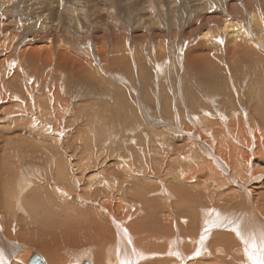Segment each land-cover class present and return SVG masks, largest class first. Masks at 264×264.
Segmentation results:
<instances>
[{
  "label": "rangeland",
  "instance_id": "rangeland-1",
  "mask_svg": "<svg viewBox=\"0 0 264 264\" xmlns=\"http://www.w3.org/2000/svg\"><path fill=\"white\" fill-rule=\"evenodd\" d=\"M31 1L26 0L22 3L18 1L19 5L15 8V12L13 10L1 13H4L3 15L7 17L8 21H13L16 17L23 21L30 17L38 20L42 15H45V20L53 21L51 24L53 27L57 26L59 22H65L67 26L68 7L73 0ZM149 1L156 7L152 6L151 8L148 4ZM79 2V11H82L80 20L88 24L87 32L90 33V40L93 41L94 37L95 40L100 41L102 40L101 35L105 33L108 35L107 43H109L110 56H125V58L122 57V61H126V59L128 61L120 66L121 63L116 64L117 66L113 64L111 67L108 64L105 65L107 72L108 69L111 70L108 73L102 72L101 66L98 67L101 71L99 72L100 78L99 75L95 76L96 78L83 77L73 71H68L66 74L67 97L69 99L76 97L77 100H80L76 101L78 104L80 103L79 105L71 104L72 107L70 106L68 109V111L71 109L70 114L73 113L70 124L73 125L72 129L74 127L86 129L87 133H84L89 135L81 134L83 136L79 139L83 143L79 144V150L75 151L66 147L64 143L58 142V140L62 142L65 137L57 132L59 129L51 120L59 110L44 108L47 111L46 114L53 113V116L45 117L46 114L41 109L39 111L32 109L29 102L22 97L23 94L16 90L19 88L18 90L26 93V89L23 88L26 79L17 78L13 74L15 72L14 65L3 66L2 74L0 71V101L6 92L11 96L22 94L17 104L25 109L17 111L15 114L12 109L4 107L10 105L12 99L5 100L9 103L0 106V109L3 110V113H0V129L4 130L3 134L6 133L1 137L0 155L10 157L9 163L11 164L8 167L10 169L8 175L3 178L7 183L12 180V185L8 184V187L12 186L16 190L17 173L19 174L21 166L23 168L34 167L29 170V186L23 192L24 197L20 201V206L16 202H12L11 189L8 191L0 189V224L6 229L5 232L1 231L3 238L27 248H35L41 254L43 253L40 249L44 252L45 248L51 245L66 259L68 258L66 250L68 252L79 250L85 255L95 251L93 256H84L82 259H88L92 264H98L95 254L102 250L105 251L112 242V246L116 245L118 236L115 225H117L127 227L133 235H139L136 243L146 249V257L139 264H182L184 259L191 261V264H247L240 248L241 243L238 241L240 239L237 236L233 237L234 240L229 236L220 237L221 234L234 235L227 230H213L206 253L202 248L203 244L198 247L202 235L200 211L206 208H213L215 211L227 209L228 201L222 194L233 187L240 188L230 179L224 178L223 165L216 163L213 157L214 163L211 161L212 148L209 146L215 144L214 148H216V145L221 144V147H231L229 137L226 134L224 140L221 136L219 140L222 142L216 141L211 145H208L212 142L209 139L200 140L198 143L201 147L195 146L191 150L186 147L184 155L173 151V147L183 146V138L195 141L197 134H205L204 136L208 137L209 126L214 128L213 134L219 132L217 126L206 123L205 118L208 120L210 115L203 114L202 110H198L200 109V105H197L199 103L193 102L191 99L198 95H202L206 99L208 97L209 100H204V103H208L201 104L202 107L210 108L209 105L217 101L215 106L221 112L231 109L233 106L231 101L223 100L227 98L225 95L233 97L235 94V99H237V94H241L239 89L241 86L243 96L248 95L251 107L248 106L247 109L246 104L243 111L241 110L239 113L245 116V112H248L253 121L252 125L263 129L264 132V52H262L264 50L256 46L258 56L253 54V56L244 57L234 56L220 49L221 56L217 63L221 66L231 63L230 69L227 68L228 72L225 73H222L220 69L216 74L217 78L208 76L205 77L207 79L199 76V67L192 59L195 51L190 53V49L203 48L206 32L211 31L217 34L219 27L221 33L224 31H222L226 22L223 21L224 18L233 20L235 23H238V20L243 23L244 19L245 28L249 30L251 27L252 29V16L264 20L262 17L264 16V9H262L264 0H133L131 5H136L133 7L135 13L128 12V8L124 9L122 6V2H117L118 9L117 13H113H116L114 19L108 17L104 1L80 0ZM85 6H87V10H85ZM255 7L258 9L257 11ZM225 10L228 12L223 13ZM238 10L240 12L244 10V14L240 15ZM250 11L253 14L248 13ZM85 20H88L90 24ZM237 26L239 25H235L233 29L238 30ZM103 29L104 31H102ZM252 30L256 29L253 27ZM37 31L33 28L34 34ZM60 33L62 35L63 32ZM219 37L218 41L210 44L214 45L219 42L218 44L221 46L225 45L223 44L226 40L225 35H219ZM166 44L168 46H165ZM161 45L165 49L167 48V56L166 59L160 58L161 60L157 61L155 55ZM117 48L120 51L115 53ZM79 55L82 60L84 58L85 60L92 59L90 55H84L83 52H79ZM156 61L160 63L158 64ZM9 69L12 70V73ZM35 69L23 70L28 73L27 79L37 80V76L32 73ZM38 73L42 74L43 72ZM15 77L19 81L16 79V82L12 83V79ZM93 79L98 82L96 83ZM221 80L225 82V89L219 82ZM46 84L50 85L48 81ZM235 85L239 89L237 94L233 89ZM189 87H196L195 89H199L204 94H195L192 89L190 91ZM34 99L37 102V96ZM51 104L54 105L52 102ZM180 105L187 114L185 118L175 117L171 114L174 110L182 112ZM22 106L28 109L26 110ZM195 107L196 109H194ZM72 108H75L76 111L73 112ZM194 110H196L199 119L202 117L199 125L191 116ZM9 111L13 112V116L11 114L7 121ZM208 112L216 115V118L212 120L218 121L219 112L211 109ZM240 114L234 113V118L228 122L237 119L243 121V125H245L244 121L248 120H245ZM9 122H11L9 125H4ZM187 122H190L188 126H191V123L199 126L193 124L195 131L192 132L190 138L184 135L190 133ZM216 129L218 132H215ZM154 132H160L165 137L147 136ZM58 135H61L62 138H59ZM177 139L179 141H176ZM52 140H56L55 144L59 143L60 145V150L57 153H53L51 150ZM74 141L76 142V140ZM35 153H46L45 159L48 160L36 159L34 156L37 154ZM23 155L25 158L22 157ZM28 156L31 158H27ZM18 158L21 159L19 162L16 160ZM56 163L62 165L63 172L59 173L65 174L60 180L57 173V175L53 174ZM2 171L1 169L0 173ZM203 174H206L205 178H203ZM227 175L225 174V176ZM34 177L37 178V181ZM238 182L242 186L244 179L239 177ZM234 184L235 186H233ZM102 190L107 193L100 194ZM2 192H6L7 202L4 200ZM260 194L258 201L261 202L264 201V190ZM235 200L233 198L234 203ZM234 208L239 207L234 206ZM104 226L107 228L106 230H104ZM7 230L10 232V236ZM58 234L61 235L60 241L57 240ZM178 235L185 241L183 254L172 256L168 254L167 243ZM107 236L108 241L105 243ZM70 243H74L75 246ZM112 246L109 250L112 249ZM207 253L208 255H205ZM0 260L2 261L0 263L3 264L4 258ZM104 264H107L105 259Z\"/></svg>",
  "mask_w": 264,
  "mask_h": 264
},
{
  "label": "bare ground",
  "instance_id": "bare-ground-1",
  "mask_svg": "<svg viewBox=\"0 0 264 264\" xmlns=\"http://www.w3.org/2000/svg\"><path fill=\"white\" fill-rule=\"evenodd\" d=\"M18 1L20 3H22L23 1H26V0H0V71L1 70L4 71V69H2V68H3V66H5L7 64H9L11 66L14 65L15 66V72L13 74H15L17 78L21 77V78L26 79V82L23 86V88L26 89V93H24V91H22V90H18L19 88H16V90L23 94L22 97H24V99H26V101L29 102V106L31 105L33 107L32 109H35L37 111H39V109H41L45 114L47 113V111L44 108H46L48 110H50V109L52 110L53 108L59 110L57 112V114H54V116L52 115L53 113H48L45 115V117L48 115H52L53 120H51V121L53 123H55L56 127L59 129V130H57V132L61 135H64L62 137H65V139L62 142L58 140V142L64 143L66 147L71 148L73 151L79 150L78 145L83 143V141L80 142L81 140L79 139V137L83 136V135H81L82 133L85 134L84 132H86V129H77L78 127H74V129H72L73 125L70 124L71 119H72L71 114H73V113L70 114L69 111L71 109L69 111H68V109L70 108V106L72 107L73 104L79 105L80 103L78 104L76 101H80V100H77L76 97H73L71 99H69V97H67V95H66L67 88L65 85L66 74L68 73V71H73V72L79 73L83 77L96 78L97 75H99V72H101L100 70H102V72H107L106 68L104 67L105 65L108 64L111 67V65H113V64L116 65L118 63H121V64H119V66H120V65H124L128 60L126 59V61H122L123 60L122 57L125 58V56H120V55L115 56V57L110 56L111 52H110L109 46H108L109 43H107L108 35H105V33L103 35H101L102 40L98 39L100 41L95 40L94 37L92 38L93 41L90 40L91 39L90 33L87 32L88 31L87 30L88 24H85L84 22H81V20H80V16L82 13V11H79V9H80V5H79L80 2L79 1L80 0L79 1L73 0L72 3L69 5V7H68L69 12L67 13L69 15V19L67 22V26H66L65 22H59L57 24V26H55V27H53L51 25V24H53V21L45 20V18H44L45 15L44 16L42 15V17H40L41 19L39 18L38 20H35L34 17H33L34 19L30 17L29 19L23 21V19L21 20V19L16 17L15 20L8 21V19H6L7 17H5V15H3L4 13L2 14L1 12L2 11L3 12L13 11V10L15 12V8L19 5ZM28 1L30 2L31 0H28ZM101 1H104V7L108 11V17L111 19L112 18L114 19L116 16L117 9H118V7L116 6L117 2H122V6L124 7V9L128 8V10H127L128 12L133 11V13H135V9H133V7L136 5H134V6L131 5L133 0H109V1L108 0H101ZM31 3H32V1H31ZM212 3H214V2H212ZM148 4L150 5L151 8H152V6L156 7V6L152 5L153 3L151 1H149ZM198 4H201V3H198ZM11 5H14V6H11ZM51 5H52V3H51ZM86 7L87 6H85V10H87ZM256 7H257V5H256ZM256 7H255V10L257 11L259 9V7H257L258 9ZM160 8H161V6H160ZM250 9H251V7H250ZM262 9H264V5H263ZM85 10L83 12V15L85 13ZM247 10H249V9H247ZM16 11H19V10H16ZM238 11L240 12V10H238ZM243 11L240 12V15L244 14ZM253 11H254V9H253ZM34 12H37V11L34 10ZM64 12H66V11H64ZM114 12H116V13L113 14ZM227 12L228 11L225 10V12H223V13H227ZM234 12H235V9H234ZM239 12H237V13H239ZM220 13L222 14V12H220ZM248 13L253 14V12H251V11ZM22 14H24V13L22 12ZM88 14H89V12H88ZM261 14H260V17H261ZM18 15H19V13H18ZM31 16H33V15L31 14ZM255 16H256V14H255ZM88 17H90V16H88ZM229 17H230V14H229ZM239 17H241V16H239ZM239 17H237V18H239ZM248 17H249V15H248ZM262 17H264V16H262ZM8 18L10 19V17H8ZM52 19H53V17H52ZM257 19L252 16V24L251 25L256 29L255 31L252 30L253 27H252V29L250 27L249 30L245 28L244 19H243V23H244L243 24V23H241V21L239 22V20H238V23H235V22H233V20L231 21L228 18H224L223 21H226V22L224 23L225 28L223 27L224 29H222V31L223 30L224 31L222 33L220 31V29H221L220 27L218 28L219 33H217V34L214 32H211V31L206 32V35L204 36L205 40H206V41L204 40L205 44H203V42H202V44L204 45V46H202L203 48L202 49H196V50L190 49L191 54L195 51V53L192 55V59L195 61L196 65L199 67V76H201L203 78L208 77V76L209 77H216L217 76L216 74L218 73V71L220 69H221L222 73L228 72L227 68L230 69L231 63H228L226 66H221L217 63V60H219L220 56H221V54L219 52L220 49L225 50L234 56L249 57V56H253V54L255 56H258L257 54H259V53H257L258 51L256 50V46H259L261 49L264 50V20H260V19L257 20ZM85 21H87L89 23L88 20H85ZM227 22H229V23L226 24ZM136 24H137V22H136ZM235 25L240 26V27L237 26V28H239L238 30L233 29V27H235ZM215 26H217V25H215ZM33 28L35 30L36 29L38 30L35 34L33 33ZM209 28L210 27L208 25V29ZM102 31H104V29ZM203 31H204V29H203ZM59 32H63L62 35H61V33L59 34ZM203 34H205V33H203ZM223 34L225 35L224 38L226 40L224 41L225 43H223V42L222 43L225 45L221 46L220 44H218L219 42L215 43L214 45L210 44V43L216 42V40L218 41V39H220L219 35L223 36ZM121 38H123V37H121ZM125 41H126V39H125ZM123 42H124V40L122 41V43ZM93 44H95V46H93ZM216 44H218V45H216ZM161 46H160V49L158 48L159 50L157 51V53L155 55V58L157 59V61L161 60L162 58L166 59V56H167V50H166L167 48L165 49L164 46H162V47ZM165 46H168V45L166 44ZM206 50H208V51H206ZM258 50L260 51V49H258ZM119 51H120V49L117 48V51H115V53L119 52ZM79 52H83L84 55H88V56L90 55L92 59H87V60H85V58H84V60L80 59ZM262 52H264V51H262ZM115 53H114V55H116ZM80 54L82 55V53H80ZM125 55H127V54H125ZM168 55H170V54H168ZM115 59H117L118 61H116ZM141 60H142V58H141ZM138 61H139V58H138ZM154 62H155V60H154ZM100 66H101V68H100ZM98 67L100 68V70ZM32 68H36L35 71H33L32 73L37 76L36 77L37 80H32V79L26 78L28 73H26L25 71H29ZM129 68H131V67H129ZM120 69H122V68H120ZM5 70H7V69H5ZM23 70H25V71H23ZM9 71H11V73H12L11 69H9ZM109 71H111V70L108 69V72ZM38 72H43V73L41 74ZM1 74H2V71H1ZM186 74H184L185 77H186ZM70 76H71V74H70ZM16 77L12 79V83L16 82V79H17ZM71 78H72V76H71ZM99 78H100V75H99ZM1 79L3 81V78H1ZM205 79H207V78H205ZM212 79H214V78H212ZM93 80L95 81V79H93ZM47 81H48V83H50V85L48 84V86L46 84ZM91 81H92V79H91ZM95 82L97 83L98 81H95ZM214 82H215V80H214ZM219 82H221L222 87L225 89V86H226L225 82L223 80H221ZM2 83H4V82H2ZM186 83H187V81H186ZM182 87H183V85H182ZM21 88H22V86H21ZM195 88L189 87L190 91L192 89V91L195 92V94L196 93L204 94V92L200 91L199 89L197 90ZM7 89H9V88L7 87ZM233 89H234V93H236V94H237V91L240 89L241 94L240 95L237 94V99H235L236 98L235 94L233 95V97L226 94L225 96L227 98L226 99L224 98L223 100H226L225 102L231 101L233 103V106L231 107V109H226V110L221 111V112L218 111L216 106H215V102H217V101L213 102L212 105L208 104L210 106V108H207V106L202 107L201 104H207L208 103V102L204 103V100H207L208 97L206 99V97H203L202 95H198L197 97H194L193 99H191V101L199 103V104H197V105H200V107H199L200 109H198V110H202L203 114L206 113V115H210L209 116L210 118L207 116L208 120L205 118V121H207L206 123H212L214 126H217L219 128V132L216 129L217 131H215V132H218V133L213 134L212 130L214 128L212 129L211 126H209L210 128L208 127L209 129L207 132V135L209 138L207 136H204L205 135L204 133H206V132L203 133L204 135L194 134V135H196L195 141L193 139L187 140V139L183 138L182 139V141L184 143L183 146H181L179 148L177 147L178 150L176 147L175 148L173 147V151L175 150L177 153L184 155L183 152H184V149L186 147H188L190 150L195 146L201 147L200 143H198V141H200V140L206 141V139H209L212 142L208 143V145H211L213 142L221 141V140H219V137H221V136L225 140L224 137L227 134V137H229V140L231 142V145L229 144L231 147H228V146H227L228 148L223 147V146L221 147L220 146L221 144L219 146L216 145V148H214L215 144H214V146L213 145L209 146V148H212V150H211V152H212L211 161L214 163V160H215L216 163L223 165V167H224V178L230 179L232 181V183H236V186H239L240 188L233 187V188L229 189L228 191L224 192V194H222L223 197L226 199V201H228V203H226V205L228 206L227 209H221V210L215 211V209H213V208H206L203 211L202 210L200 211V219H201L200 220V222H201L200 223L201 224L200 225V231H201L202 235H201L200 242H198L200 244L198 247L202 246V244H203L204 247L202 246V248L205 249L204 252L206 253L207 250L209 249V241H210V238L212 236L213 230H215V229L216 230H227V231L233 233L234 235L221 234L220 237L225 238V237L229 236V238H232V240H234V238H236L235 236H237V238L240 239L238 241L241 243L240 248L242 249L241 251L243 252V255L245 256L247 264H257L258 261H264V250H262V249H264V201H261V202L258 201L260 199L261 191L264 190V132L262 131L263 129H260L259 127H255L252 125L253 121L250 118L251 116L249 115L248 112H245V116H242L239 113L241 110L243 111L246 104H247L246 108L247 109L249 108L248 107V106H250L249 105V97H248V95L243 96L242 86L239 89H237L236 85H235V88H233ZM1 91H3V90H1ZM189 93H191V92H189ZM20 96L19 95H12L11 96L10 93L6 92V95L0 101V106H2L4 104L7 105L9 102H6V101L7 100L10 101L9 99H12L10 101V105L4 106V107H6L8 109H12L14 113L17 111L20 112L21 110H25L24 108H21L19 106V104H17L18 103L17 101L19 100ZM36 96L38 98L37 102L34 99ZM88 100H89V98H88ZM88 100H87V102H88ZM23 101H25V100H23ZM51 102L54 105H52ZM211 102H212V100H211ZM15 105H17L18 107H16ZM22 107H25V106H22ZM27 109L28 108H26V110ZM78 109H79V107H78ZM78 109H77V111H78ZM180 109L182 110L181 105H180ZM194 109H196V107ZM209 109L220 113V116L217 119L218 121L212 120V119L216 118V115L208 112ZM72 110H73V112L76 111L75 108H72ZM30 111H31V109H30ZM195 111L196 110H194L193 112L191 111L192 112L191 116L194 118V121L198 122V125H199L200 119L202 117H200V119H199L198 115L196 114L197 112H195ZM13 112H10V114L7 115L9 117L7 119V121H9L11 114L13 116ZM188 112H190V111H188ZM0 113H3L2 109H0ZM234 113H238L245 120H248V121H244L245 125H243V121L237 120V119H235L233 122H228V120L234 118ZM171 114H173L175 117L176 116L182 117V118L187 117L186 116L187 114H185V112L183 110H182V112H180V111L177 112V110H174V112L172 111ZM4 119H5V117H4ZM48 119H50V118H48ZM10 123L11 122L6 123L4 125L6 126V125H9ZM189 123L190 122H187V126L189 125ZM193 124L191 123V126H188L190 129V131H189L190 133L184 134V135H186L187 138H190V135L192 134V132L195 131L194 130L195 124L194 125ZM198 125H195V126L199 127ZM3 131L4 130L0 129V133H1L0 134V143H1V137L6 135V133L3 134ZM151 131H152V129H151ZM154 131H155V129H154ZM102 132H104V129H102ZM88 133H89V131H88ZM61 135H58V137L60 138ZM86 136H89V135H86ZM147 136H153L156 138L157 137H165V135L160 133V132L159 133H157V132L149 133V134H147ZM65 140H66V143L64 142ZM74 140H76V142ZM87 140H88V138H87ZM176 141H179V139H177ZM55 143H57L56 140H52V143L50 146L53 153H57L60 150L59 143L58 144H55ZM173 143H175V142L173 141ZM165 145H167V142H165ZM32 147H35V146H32ZM170 147H172V145ZM234 147H236V148H234ZM15 148H16V146H15ZM14 150H16V149H14ZM22 152H24V151H22ZM22 152H20V153H22ZM215 153H216V155H215ZM35 154H37L34 156L36 159H38V160H39V158H41L42 160L45 159L46 153H44V154L35 153ZM119 155H120V153H119ZM0 157H1L0 158L1 159L0 171H1V169L3 170L0 173V189L4 190V191H8L11 189V195H12L11 197L13 200V201L12 200L11 201L16 202L20 206V204H21L20 201L24 197L23 192H25L26 188L29 186V182H28V180L30 178V176H29L30 171L29 170L31 168H34V167L23 168V166H21L19 174L17 173V178H16L17 182L15 183L16 184V190H15V188L12 186L10 188L8 187V184L12 185L11 184L12 180L9 183H7L3 178L4 176L8 175V173H9L10 169L8 167H9V165H11L9 163L10 157H7L6 155H3V156L0 155ZM22 157L25 158L24 155ZM212 157L214 158V160L212 159ZM27 158H31V157L28 156ZM175 158H176V155H175ZM16 160L19 162V160H21V159L18 158ZM47 160L48 159H45L43 161H47ZM60 163L55 164V170L53 172L54 175L58 174V176L60 177V178H58L59 180L62 178V176L65 175V174L59 173V172H63L62 171V165H61L62 163L61 164ZM210 166L211 165L209 164V167ZM214 167L216 169L215 165H214ZM214 167H212V169H214ZM13 168L15 170V167H13ZM35 171H33V172H35ZM225 174H228V175L225 176ZM47 175H48V173H47ZM202 176H203V178H205L206 174H203ZM37 177H40V176L37 175ZM239 177L244 179L242 186H240V184L238 182ZM35 179H36L35 181H37V178H35ZM16 180H14V181H16ZM30 182H31V180H30ZM233 186H235V184ZM104 193H107V192L105 190L100 191V194L103 195ZM2 194L5 197L4 200L7 202L8 198H6V196H5L6 192H2ZM233 198L236 199L235 203L233 202ZM17 204H15V205H17ZM234 206H237L239 208L235 209ZM228 214H230L231 216L229 217ZM5 227H7V226H5ZM115 228L117 229V236H118L117 241H116V245L112 246L113 245V242H112L110 245L107 246L108 250L106 248L105 251L102 250V252L95 254L96 259L98 261V264H104V259L107 261V264H139V262L146 257V249H144V247L142 248L141 245L136 243L138 241L137 237L139 235L138 234L133 235L132 233H130L128 231L127 227H119V226L115 225ZM106 229L107 228L104 226V230H106ZM1 231L5 232L6 229L0 224V245H1L0 246V259L4 258L3 264H19V263L20 264H29V259L33 256L34 253L41 255L46 264H79L80 261H81L80 264H83L84 261H89L92 264V262L90 260L82 259V258L84 256H93L94 255L93 253L95 251H93L89 255H85L84 252L81 251L82 253H80L79 250L72 251V252H68V250H66V255L68 256V258L66 259L61 254H59L50 245V246L45 248L44 252L42 251V249L39 248L41 250V252L43 253V254H41L39 251H36L35 248H34L35 250L33 248H27V247H24V245L17 244L16 242L11 241V240L9 241V239H7V238H3V234L1 233ZM7 233L10 236V232L8 230H7ZM238 233H239V235H238ZM57 240L58 241L61 240V235L60 236H59V234L57 235ZM197 240H199V239H197ZM235 240H237V239H235ZM107 241H108V236L106 238L105 243ZM233 242H235V241H233ZM184 243H185V241L182 238H180L179 235L175 236L174 238L169 240L167 243L168 254H171L172 256H178L179 254H183V244ZM70 244L75 246L74 243H70ZM253 244L255 245V247H253ZM111 246H112V249L109 250L111 248ZM196 248H197V246H196ZM198 250H200V249L198 248ZM205 255H208V253ZM188 262H189V260L184 259L182 264H187ZM191 263L192 262L190 261L188 264H191Z\"/></svg>",
  "mask_w": 264,
  "mask_h": 264
},
{
  "label": "water",
  "instance_id": "water-1",
  "mask_svg": "<svg viewBox=\"0 0 264 264\" xmlns=\"http://www.w3.org/2000/svg\"><path fill=\"white\" fill-rule=\"evenodd\" d=\"M29 264H46L43 257L37 253L29 259ZM83 264H91L89 261H84Z\"/></svg>",
  "mask_w": 264,
  "mask_h": 264
},
{
  "label": "snow or ice",
  "instance_id": "snow-or-ice-1",
  "mask_svg": "<svg viewBox=\"0 0 264 264\" xmlns=\"http://www.w3.org/2000/svg\"><path fill=\"white\" fill-rule=\"evenodd\" d=\"M238 235H239V233H238ZM253 247H255L254 244H253ZM262 250H264V249H262ZM250 258H251V257H250ZM257 264H264V261H258Z\"/></svg>",
  "mask_w": 264,
  "mask_h": 264
}]
</instances>
